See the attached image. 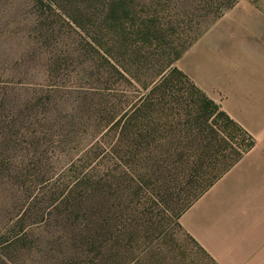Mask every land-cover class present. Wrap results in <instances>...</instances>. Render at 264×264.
Segmentation results:
<instances>
[{
  "label": "rangeland",
  "instance_id": "rangeland-1",
  "mask_svg": "<svg viewBox=\"0 0 264 264\" xmlns=\"http://www.w3.org/2000/svg\"><path fill=\"white\" fill-rule=\"evenodd\" d=\"M166 66L259 141L243 81L264 69V0H0V264H215L178 215L185 184L139 178L150 139L116 144Z\"/></svg>",
  "mask_w": 264,
  "mask_h": 264
},
{
  "label": "trees",
  "instance_id": "trees-1",
  "mask_svg": "<svg viewBox=\"0 0 264 264\" xmlns=\"http://www.w3.org/2000/svg\"><path fill=\"white\" fill-rule=\"evenodd\" d=\"M159 74L142 104L133 109L139 114L138 136L130 126L134 116L128 120L123 114L115 124L116 144L131 138L138 150L140 137L150 139L147 151L139 155L143 167L137 174L153 183L157 196L167 189L166 181L185 184L189 192L178 213L182 216L255 146V139L178 66H166ZM173 108L177 113L170 112ZM173 126L176 133H162V128Z\"/></svg>",
  "mask_w": 264,
  "mask_h": 264
},
{
  "label": "crops",
  "instance_id": "crops-1",
  "mask_svg": "<svg viewBox=\"0 0 264 264\" xmlns=\"http://www.w3.org/2000/svg\"><path fill=\"white\" fill-rule=\"evenodd\" d=\"M243 85L248 107H264V69H247ZM220 185L216 198L196 213L193 222L184 220L190 208L182 224L219 264H251L253 253L264 254V134L211 189ZM263 254L254 264H264Z\"/></svg>",
  "mask_w": 264,
  "mask_h": 264
}]
</instances>
